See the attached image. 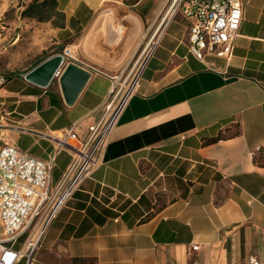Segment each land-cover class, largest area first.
Here are the masks:
<instances>
[{"label": "crops", "instance_id": "crops-1", "mask_svg": "<svg viewBox=\"0 0 264 264\" xmlns=\"http://www.w3.org/2000/svg\"><path fill=\"white\" fill-rule=\"evenodd\" d=\"M106 1L22 5L19 18L49 35L50 54L28 72L78 49L85 58L77 66L89 76L69 105L57 80L41 88L26 73L0 71V127L10 133L0 135V147L13 142L46 160L53 145L17 129L72 128L83 141L101 120L113 80L127 74L148 24L170 2L138 0L123 10L103 7ZM240 1L243 20L228 61L197 60L183 19L167 24L100 165L51 222L31 264L264 261V0ZM117 12L119 25L107 28ZM106 30L111 47L125 35L117 55L95 50ZM70 163L67 152L57 154L51 187Z\"/></svg>", "mask_w": 264, "mask_h": 264}, {"label": "built area", "instance_id": "built-area-1", "mask_svg": "<svg viewBox=\"0 0 264 264\" xmlns=\"http://www.w3.org/2000/svg\"><path fill=\"white\" fill-rule=\"evenodd\" d=\"M168 5L157 38L149 40L139 51L124 77L113 80L104 114L89 128L87 139L80 140L72 128L47 133L15 128L49 141L53 152L46 160H40L13 142L0 147V264H18L22 260L31 264L51 222L100 165L109 137L137 92L142 74L170 21L183 19L188 52L197 60L232 58L243 20L244 5L240 0H170ZM61 66L52 80L61 76ZM62 151L70 155L71 163L60 182L51 187L55 159ZM22 237L23 242L18 244ZM197 250V246L191 248L193 252ZM189 264L199 262L191 260ZM248 264H264V261L249 256Z\"/></svg>", "mask_w": 264, "mask_h": 264}, {"label": "rangeland", "instance_id": "rangeland-1", "mask_svg": "<svg viewBox=\"0 0 264 264\" xmlns=\"http://www.w3.org/2000/svg\"><path fill=\"white\" fill-rule=\"evenodd\" d=\"M25 1L0 0V71L6 74L28 73L31 66L38 64L50 54L48 49L49 35H45V32L37 27H30L29 24H25L19 18L21 7ZM137 1L107 0L104 2L103 7L115 5L123 10H131V7ZM168 4L156 15L153 22L148 24L145 42L139 51L144 48L149 40H155L159 35L162 29V20L169 7ZM82 54L77 49L75 56H66L63 66L66 67L69 64L79 65L85 58ZM7 129L5 125L0 127L2 138L7 137L9 139L10 133ZM23 240L24 237L20 238L18 244H21ZM21 263L25 264V261L22 260Z\"/></svg>", "mask_w": 264, "mask_h": 264}, {"label": "water", "instance_id": "water-1", "mask_svg": "<svg viewBox=\"0 0 264 264\" xmlns=\"http://www.w3.org/2000/svg\"><path fill=\"white\" fill-rule=\"evenodd\" d=\"M121 17L122 14L120 12H117L111 23L108 24L107 28L109 26L111 28H115L116 26H118ZM107 33L108 32L106 30L102 34L101 39L97 42V47L95 50L99 53L107 54L110 56L117 55L120 51L125 35H123L121 38L118 37L117 44L115 46L114 44H112L111 47L107 45V41L110 36ZM64 60V55L53 56L39 64L37 67L29 71L28 73H26L24 78L27 82L31 84H34L41 88H46L53 81H55L52 80L53 75L58 70V68L64 63ZM88 76V72L84 71L76 65L69 64L64 67L62 74L57 81L60 85L64 101L67 104L71 105L75 101L76 97L85 85Z\"/></svg>", "mask_w": 264, "mask_h": 264}, {"label": "trees", "instance_id": "trees-1", "mask_svg": "<svg viewBox=\"0 0 264 264\" xmlns=\"http://www.w3.org/2000/svg\"><path fill=\"white\" fill-rule=\"evenodd\" d=\"M26 12H27V11H23V12L21 13V17H25ZM218 139H219V137L216 138V139H214V140H212V141H217Z\"/></svg>", "mask_w": 264, "mask_h": 264}]
</instances>
